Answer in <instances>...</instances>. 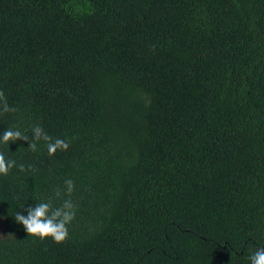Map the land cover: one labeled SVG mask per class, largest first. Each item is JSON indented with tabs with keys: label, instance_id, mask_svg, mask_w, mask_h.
<instances>
[{
	"label": "trees",
	"instance_id": "obj_1",
	"mask_svg": "<svg viewBox=\"0 0 264 264\" xmlns=\"http://www.w3.org/2000/svg\"><path fill=\"white\" fill-rule=\"evenodd\" d=\"M0 93V133L29 138L0 143V264H249L264 246V0H0ZM66 179L69 238L28 235L16 211L59 204Z\"/></svg>",
	"mask_w": 264,
	"mask_h": 264
},
{
	"label": "clouds",
	"instance_id": "obj_2",
	"mask_svg": "<svg viewBox=\"0 0 264 264\" xmlns=\"http://www.w3.org/2000/svg\"><path fill=\"white\" fill-rule=\"evenodd\" d=\"M2 97V93H0ZM3 111H15L7 103L3 105ZM32 139H43L47 142V150L49 155L56 152L58 148L67 149L68 141L61 138L53 140L39 125L32 127ZM23 139L28 141L29 138L16 127H8L0 133V143H10ZM31 148L35 150L36 144L30 143ZM16 166V161L9 158L3 153H0V175H7L9 171ZM22 169L24 166L19 165ZM63 193L67 196L55 203L52 198L36 200L34 204L24 206V212L16 211L14 218L19 224H22L24 230L33 238L45 240L51 238L55 243H63L69 238L68 226L73 221L76 215L75 205L71 199V194L74 191V182L71 179L64 181ZM61 190L55 191V197L60 198ZM249 264H264V246H257L248 255Z\"/></svg>",
	"mask_w": 264,
	"mask_h": 264
},
{
	"label": "rangeland",
	"instance_id": "obj_3",
	"mask_svg": "<svg viewBox=\"0 0 264 264\" xmlns=\"http://www.w3.org/2000/svg\"><path fill=\"white\" fill-rule=\"evenodd\" d=\"M8 231L5 225V222L3 220L0 221V237L3 238L7 236Z\"/></svg>",
	"mask_w": 264,
	"mask_h": 264
}]
</instances>
